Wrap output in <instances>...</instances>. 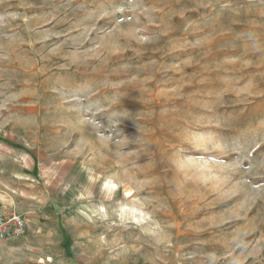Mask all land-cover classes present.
<instances>
[{
	"label": "rangeland",
	"instance_id": "374dc122",
	"mask_svg": "<svg viewBox=\"0 0 264 264\" xmlns=\"http://www.w3.org/2000/svg\"><path fill=\"white\" fill-rule=\"evenodd\" d=\"M0 264H264V0H0Z\"/></svg>",
	"mask_w": 264,
	"mask_h": 264
},
{
	"label": "built area",
	"instance_id": "2783aa9c",
	"mask_svg": "<svg viewBox=\"0 0 264 264\" xmlns=\"http://www.w3.org/2000/svg\"><path fill=\"white\" fill-rule=\"evenodd\" d=\"M25 219L13 211H0V243L2 240L22 236L25 232Z\"/></svg>",
	"mask_w": 264,
	"mask_h": 264
},
{
	"label": "crops",
	"instance_id": "0c3cea01",
	"mask_svg": "<svg viewBox=\"0 0 264 264\" xmlns=\"http://www.w3.org/2000/svg\"><path fill=\"white\" fill-rule=\"evenodd\" d=\"M24 233H25V232H24ZM19 237H20V236H19ZM12 238H15V237H12ZM7 239H10V238H7ZM5 240H6V239L2 240V241H1V243H0V245H1V244H2V242H3V241H5Z\"/></svg>",
	"mask_w": 264,
	"mask_h": 264
}]
</instances>
